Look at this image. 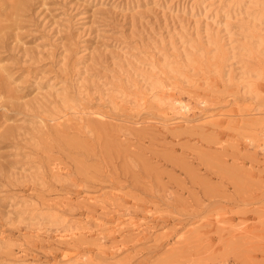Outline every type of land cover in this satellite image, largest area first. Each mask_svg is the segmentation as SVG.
Segmentation results:
<instances>
[{
  "label": "rangeland",
  "instance_id": "1",
  "mask_svg": "<svg viewBox=\"0 0 264 264\" xmlns=\"http://www.w3.org/2000/svg\"><path fill=\"white\" fill-rule=\"evenodd\" d=\"M260 1L0 0V264H264Z\"/></svg>",
  "mask_w": 264,
  "mask_h": 264
},
{
  "label": "bare ground",
  "instance_id": "2",
  "mask_svg": "<svg viewBox=\"0 0 264 264\" xmlns=\"http://www.w3.org/2000/svg\"><path fill=\"white\" fill-rule=\"evenodd\" d=\"M260 3H261V1H260ZM261 4H262V3H261ZM262 6H264V4H262ZM255 11H256V10H255ZM259 13H260V12H259ZM262 14H264V7H262V13H261V15H262ZM261 15H260V16H261ZM258 16H259V15H258ZM254 20H255V19H254ZM255 21H256V20H255ZM225 24H226V23H225ZM257 39L259 40V38H257ZM260 40H261V39H260ZM260 40H259V41H260ZM261 41H262V40H261ZM257 43H258V42H257ZM260 43H261V42H260ZM260 45H261V44H260ZM247 47H248V46H247ZM251 48H252V47H251ZM253 48H254V47H253ZM248 50H249V49H248ZM250 51H251V50H250ZM251 53H252V52H251ZM181 55H182V54H181ZM180 58H181V57H180ZM227 59H229V58H227ZM258 72H259V71H258ZM259 74H260V73H259ZM246 99H247V98H246ZM242 103H243V102H242ZM245 104H246V103H245ZM180 106H181V108H182L183 110H185V112L189 110L188 105L185 104V103H181ZM183 110H182V111H183ZM248 110H250V111H255L254 107H253V108H249V107H247L244 111H245V112H248ZM171 120H172V119H171ZM175 121H176V120H175ZM178 122L181 123L182 121H181V122H180V121H177L176 123H178Z\"/></svg>",
  "mask_w": 264,
  "mask_h": 264
}]
</instances>
